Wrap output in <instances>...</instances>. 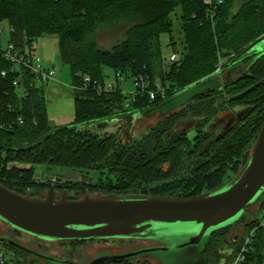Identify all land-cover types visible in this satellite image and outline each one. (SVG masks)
Masks as SVG:
<instances>
[{
	"label": "trees",
	"instance_id": "obj_1",
	"mask_svg": "<svg viewBox=\"0 0 264 264\" xmlns=\"http://www.w3.org/2000/svg\"><path fill=\"white\" fill-rule=\"evenodd\" d=\"M173 14L179 41L172 35ZM2 21L13 27L10 37L21 46L33 48L38 37L56 35L57 56L69 66L70 84L78 86L88 75L102 86L111 69L117 82L116 74L125 81L143 72L147 90L159 85L165 92L150 99L146 91L126 94L119 85L99 93L71 88L73 119L55 126L47 115L44 85L27 75V93L19 97L16 73L0 56V71L6 70L0 74V183L7 188L22 193L17 184H29L24 180L40 165L96 173L104 177L98 182L102 193L189 197L218 187L246 163L245 148L264 122V83L255 79H264V52L249 62L252 77L236 79L232 67L264 35V0H222L215 7L207 0H0ZM162 33L169 35L179 59L165 60ZM217 78L221 83L214 87L219 88L206 87L162 108L185 89ZM223 112L234 122L215 134L211 129ZM134 113L141 118L159 113V118L136 136L129 122ZM113 118L118 122L111 127H93ZM228 170L234 174L222 181ZM223 235L211 236L203 251L206 264H218L214 241ZM243 264H260L259 247Z\"/></svg>",
	"mask_w": 264,
	"mask_h": 264
},
{
	"label": "water",
	"instance_id": "obj_2",
	"mask_svg": "<svg viewBox=\"0 0 264 264\" xmlns=\"http://www.w3.org/2000/svg\"><path fill=\"white\" fill-rule=\"evenodd\" d=\"M254 47L259 55L264 52V35ZM244 77L252 76L246 73L239 78ZM255 79L256 84L264 83V79ZM219 81L220 78H217L211 85L202 84L199 91L209 86L219 88L214 87ZM141 116L140 113H134L129 122L134 125ZM117 122L116 118L104 119L94 122L93 127L102 130ZM263 197L264 122L246 163L237 174L199 195L177 197L103 193L69 198L66 190L57 195L53 187L42 196L39 190L22 194L0 183V221L14 231L48 243L129 240L148 243L145 246L100 255L88 262H78L34 249L8 235H0V243L43 264H108L139 258H153L164 264L156 255L157 251L165 248V243L157 236L160 228L190 223L200 228L190 243L198 254L196 264H206L207 258L203 251L211 236L223 235L237 227L246 226L250 207L261 205Z\"/></svg>",
	"mask_w": 264,
	"mask_h": 264
},
{
	"label": "rangeland",
	"instance_id": "obj_3",
	"mask_svg": "<svg viewBox=\"0 0 264 264\" xmlns=\"http://www.w3.org/2000/svg\"><path fill=\"white\" fill-rule=\"evenodd\" d=\"M178 14L179 9L176 8L174 11ZM173 17V31L172 35L176 40L179 41L181 34L179 31V22L174 16ZM3 28L7 27L6 22L1 24ZM33 46L36 48V52L40 56L42 62L49 67L56 68V74L54 79L48 83H44L46 103L51 106L60 102V99L67 96L70 87V73L69 66L67 64H62L57 56V37L56 35H43L34 41ZM170 46V45H169ZM171 50V49H170ZM169 50V51H170ZM165 50L166 53L169 52ZM177 57L179 59L180 52H177ZM224 61V60H223ZM108 78L107 80L113 82L114 85H119L122 91L129 94L135 90V85L132 79H127L125 81L118 82L115 79L114 72L111 69H107ZM226 74V73H225ZM224 74V75H225ZM55 80V81H54ZM201 86H194L189 90L180 92L176 94L171 101L169 100L165 103L162 108L172 106L175 102L180 101L191 95L192 93L199 91ZM159 113L149 115L148 117L140 118L135 122V128L133 130L134 135H138L147 126L154 124L158 120ZM230 113L223 112L219 115L223 120H217L214 128L211 129L213 132L220 133L224 125L234 122V119L229 120ZM73 117L68 116L66 118L55 119L51 117V122L55 126L66 125L72 121ZM219 121H222L221 124ZM194 135V130L190 129L188 131V136L191 138ZM254 142H251L246 148L245 153H250L251 147ZM14 165L22 167L21 163H15ZM30 167V166H29ZM234 173L228 170L224 175L222 181H225L233 175ZM100 179H104L102 176H98L96 173H84L77 172L69 173L62 170L47 169L45 166L35 165L33 166L32 177L28 181L29 184H17L18 190L22 194H32L35 190H39L42 196H45L48 189L53 187L57 195H59L63 190H66L69 198H80L85 194L96 195L103 194L100 190L101 185H98ZM112 182H115L116 178L112 177ZM33 180V181H32ZM30 181H32L30 183ZM14 185V184H13ZM16 186V185H15ZM29 191V192H28ZM264 213V206L255 212V214L260 217ZM8 229L10 232L13 230L6 224L0 221V229ZM246 227H237L233 229L228 234L223 235L221 238H216L214 244L217 243L216 248H218V253L221 255L218 264H231L233 259V254L237 249V244L239 238L242 237L248 230ZM200 228L194 226L190 223L184 224H172L166 225L160 228L157 236L165 243V248L156 252L158 258H160L164 264H196L198 254L191 246V241L200 232ZM19 240L30 247L44 251L53 255L64 254L66 256L74 258L78 262H87L93 258L100 255H105L112 252L124 251L136 246H145L148 243L143 241H129V240H98V241H80V242H54L48 243L43 242L29 236L19 234ZM11 254H16L23 259L25 264H43L33 258L26 256H21L22 253L19 251L7 248ZM130 264H161L158 260L153 258H139L130 261ZM208 264H214L209 261ZM217 264V263H216Z\"/></svg>",
	"mask_w": 264,
	"mask_h": 264
},
{
	"label": "built area",
	"instance_id": "obj_4",
	"mask_svg": "<svg viewBox=\"0 0 264 264\" xmlns=\"http://www.w3.org/2000/svg\"><path fill=\"white\" fill-rule=\"evenodd\" d=\"M221 1L222 0H207V2L214 7L215 5L221 3ZM208 14L210 17L214 14L213 8L209 7ZM2 22H0V56L8 61L9 71L16 73L14 75L15 77L13 79V84L19 88L18 96L23 97L27 93V75H30L35 83L44 84L54 79L56 68L46 66L42 62L34 47L32 48L25 45L21 46L12 41L10 35L14 31L13 27L6 22L7 27L3 28L1 25ZM164 56L167 62H172L178 58L176 53L171 50ZM0 74L4 76L6 74V70H1ZM116 76L120 82L123 81V78L119 77L118 74H116ZM133 81L135 85L134 91H146L150 99L155 98L157 93L161 96H164L165 92L159 85H157L158 90H147L149 79L147 74L143 72L137 73L133 77ZM114 86V83L108 80L104 85L101 86L100 83L92 81L88 75H82V81L78 86L70 84L71 88H92L98 93L101 91L113 90ZM17 120L19 123L23 122V118L20 115H18ZM262 206H264V197L261 205H259L258 210ZM248 227L249 228L247 232L239 238L237 249L233 254L231 264H243L247 257L250 256L255 245L260 249V264H264V213L260 217L254 214L248 222ZM0 264L25 263L22 258L14 253L11 254V252H9L7 248L2 243H0Z\"/></svg>",
	"mask_w": 264,
	"mask_h": 264
},
{
	"label": "flooded vegetation",
	"instance_id": "obj_5",
	"mask_svg": "<svg viewBox=\"0 0 264 264\" xmlns=\"http://www.w3.org/2000/svg\"><path fill=\"white\" fill-rule=\"evenodd\" d=\"M255 44H253V45H251L250 46V48H249V50L247 51V54L244 56V57H246V59L245 60H241V62H239V63H237V64H235V65H233L234 67H232V72L234 73V75H235V78L237 79V78H239V77H241V76H243L244 74H248V68H249V62L252 60V58H255V56H258L259 55V53L257 52V50L255 49ZM225 73H227V71L226 72H223V73H221V80L224 82V80H225V78H224V74ZM221 83V81H219V84ZM238 116H239V113H238ZM232 119H234L233 117L231 118V120ZM258 208H259V205H252L251 207H250V212H249V219L255 214V212L258 210ZM240 227H244V226H240ZM232 231V230H231ZM231 231H229V232H231ZM228 232V233H229ZM228 233H226V234H228ZM19 234H22V233H19V232H17V231H14L13 230V232H10V230H8V229H0V235H8V236H10V237H12V238H14V239H16V240H18L19 242H21L20 240H19V238H20V236H19ZM24 235V234H23ZM225 235V234H224ZM27 236V235H26ZM30 237V236H29ZM31 238H33V237H31ZM35 239V238H34ZM38 240V239H37ZM41 241V240H40ZM90 241H96V240H90ZM44 242V241H43ZM75 242H80V241H75ZM21 243H23V242H21ZM73 243V242H72ZM24 245H27V244H25V243H23ZM4 245V244H3ZM6 248H9V247H7L6 245H4ZM27 246H29V245H27ZM30 247V246H29ZM137 247H141V246H136V247H134V248H137ZM33 248V247H32ZM13 249V248H12ZM35 249V248H34ZM131 249H133V248H131ZM16 250V249H15ZM38 250V249H37ZM18 251V250H17ZM20 252V251H19ZM44 252V251H43ZM119 252V251H118ZM20 253H22V252H20ZM112 253H114V252H112ZM109 254V253H108ZM53 255V254H52ZM22 257L23 256H26V257H29L30 258V256H28V255H26V254H24V253H22V255H21ZM55 256H65V257H67V258H70V259H73V260H75L74 258H72V257H69V256H66V255H64V254H59V255H55ZM98 257V256H97ZM32 258V257H31ZM94 259V258H93ZM35 260V259H34ZM92 260V259H91ZM138 260V259H137ZM76 261V260H75ZM90 261V260H89ZM40 262V261H39ZM88 262V261H87ZM42 263V262H41Z\"/></svg>",
	"mask_w": 264,
	"mask_h": 264
},
{
	"label": "crops",
	"instance_id": "obj_6",
	"mask_svg": "<svg viewBox=\"0 0 264 264\" xmlns=\"http://www.w3.org/2000/svg\"><path fill=\"white\" fill-rule=\"evenodd\" d=\"M160 40H161V46L163 49V55H166L167 53L165 52V50H168V51L170 50V46H169L170 37L167 33H162L160 35ZM46 111H47V115L50 118V120H51V117H54L55 119H61L63 117L66 118L71 115L73 117L75 113V105H74L73 97L71 96L70 92L68 93L67 96H64L63 98H61L60 102L57 104H53L49 106L46 103Z\"/></svg>",
	"mask_w": 264,
	"mask_h": 264
}]
</instances>
